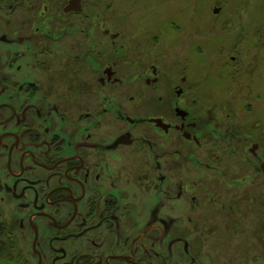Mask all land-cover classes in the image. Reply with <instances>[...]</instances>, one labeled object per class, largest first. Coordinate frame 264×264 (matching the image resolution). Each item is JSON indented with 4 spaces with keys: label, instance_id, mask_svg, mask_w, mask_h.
Instances as JSON below:
<instances>
[{
    "label": "flooded vegetation",
    "instance_id": "af4514ba",
    "mask_svg": "<svg viewBox=\"0 0 264 264\" xmlns=\"http://www.w3.org/2000/svg\"><path fill=\"white\" fill-rule=\"evenodd\" d=\"M129 45L85 0H0L11 233L37 264H264L262 125Z\"/></svg>",
    "mask_w": 264,
    "mask_h": 264
},
{
    "label": "rangeland",
    "instance_id": "374dc122",
    "mask_svg": "<svg viewBox=\"0 0 264 264\" xmlns=\"http://www.w3.org/2000/svg\"><path fill=\"white\" fill-rule=\"evenodd\" d=\"M85 2L90 3L92 17L103 16L124 41L146 49L143 62L161 64L164 81L190 73L202 93H218L220 109L247 113L254 128L261 124L255 138L264 148V0ZM111 54L108 44V57ZM3 198L0 194V264H37L32 242L20 230L11 233L13 218L20 217L10 218L15 208ZM254 212L250 210L251 219Z\"/></svg>",
    "mask_w": 264,
    "mask_h": 264
},
{
    "label": "water",
    "instance_id": "95a60500",
    "mask_svg": "<svg viewBox=\"0 0 264 264\" xmlns=\"http://www.w3.org/2000/svg\"><path fill=\"white\" fill-rule=\"evenodd\" d=\"M216 13H218V9L215 11V15H216Z\"/></svg>",
    "mask_w": 264,
    "mask_h": 264
},
{
    "label": "trees",
    "instance_id": "16d2710c",
    "mask_svg": "<svg viewBox=\"0 0 264 264\" xmlns=\"http://www.w3.org/2000/svg\"><path fill=\"white\" fill-rule=\"evenodd\" d=\"M0 224H1V222H0ZM1 226H2V224H1ZM3 226H4V224H3Z\"/></svg>",
    "mask_w": 264,
    "mask_h": 264
},
{
    "label": "bare ground",
    "instance_id": "6f19581e",
    "mask_svg": "<svg viewBox=\"0 0 264 264\" xmlns=\"http://www.w3.org/2000/svg\"><path fill=\"white\" fill-rule=\"evenodd\" d=\"M198 34H200V32H197Z\"/></svg>",
    "mask_w": 264,
    "mask_h": 264
}]
</instances>
